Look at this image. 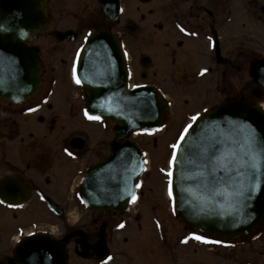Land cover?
Segmentation results:
<instances>
[{"label": "flooded vegetation", "instance_id": "1", "mask_svg": "<svg viewBox=\"0 0 264 264\" xmlns=\"http://www.w3.org/2000/svg\"><path fill=\"white\" fill-rule=\"evenodd\" d=\"M46 1L48 27L26 43L37 47L36 41L50 37L45 64L37 47L41 90L26 103L0 99V264H150L146 260L152 250L160 253L161 264H192L180 262L194 255L191 230L174 240L167 233L168 220L180 224L166 193L167 162L150 168L145 146L147 139L161 138L171 154L193 116L225 102L240 99L264 109V0H64L58 20L53 19L51 0ZM107 2L110 17L103 11ZM132 2L148 15L157 9L159 17L142 27L156 30L158 38L141 33L138 39V45L154 46L153 54L144 52L134 64ZM97 30L119 35L130 86L155 87L169 103L167 120L158 131L134 137L148 166L139 178L135 202L119 212L88 206L87 193L93 192L84 183L89 170L110 154L112 143L125 144L131 138L119 141L112 120L90 118L80 87L73 94L78 103L65 96V102L52 108L54 56L59 70L71 79L85 37ZM137 76L140 80L135 81ZM46 82L50 85L44 87ZM150 177L163 198L161 204L151 200L143 206L142 192L151 188L146 186ZM142 218L154 229L159 247L143 243ZM203 237L204 250L212 257L211 237ZM230 253L238 261L234 264H264V222L247 246Z\"/></svg>", "mask_w": 264, "mask_h": 264}, {"label": "water", "instance_id": "2", "mask_svg": "<svg viewBox=\"0 0 264 264\" xmlns=\"http://www.w3.org/2000/svg\"><path fill=\"white\" fill-rule=\"evenodd\" d=\"M107 7L108 2L103 11L110 17ZM47 14L46 0H0V98L6 102H26L41 87L39 52L26 42L44 34ZM74 71L90 115L113 119L117 138L156 129L166 119L167 105L156 90H127L117 35L102 30L89 34ZM183 137L170 174L180 216L204 233L229 238L250 234L264 218V112L234 100L197 117ZM111 152L88 175L97 209H121L144 169L134 144H114Z\"/></svg>", "mask_w": 264, "mask_h": 264}, {"label": "rangeland", "instance_id": "3", "mask_svg": "<svg viewBox=\"0 0 264 264\" xmlns=\"http://www.w3.org/2000/svg\"><path fill=\"white\" fill-rule=\"evenodd\" d=\"M64 0H51V6H52V14H53V19L54 20H58L59 18V14H60V4L61 2ZM51 8V7H50ZM154 9L157 8L156 5H154L153 7ZM131 12V20L133 22V26L135 28H137L135 31H132L131 36L129 37V40L131 41L130 44V48H132L131 51V62L132 64L135 63V61H137L138 58H140L144 52H146L145 54H149L152 55L153 51H151L152 49H154V46L151 45H147L146 47L143 45H138V39H140L139 35L141 33L143 34H150L152 36V39H157L158 38V32L156 30L153 29H143L142 27L143 25H145L147 22H156L159 17L157 12V9H155V13L153 15H148L147 14V9L144 8H136V4L134 2H132V6L130 9ZM144 18V20H143ZM50 40V37H45L42 38L38 41L35 42V45L42 51V64H45V55H46V49H47V44L48 41ZM57 49V55L60 54V50L61 47L58 46L56 47ZM154 56V55H153ZM155 57V56H154ZM156 58V57H155ZM48 59L46 58V61ZM53 65H55L57 68H55L54 70L57 71L55 73V77H54V86H55V90H54V94L52 96V102H56L55 104L53 103V110L57 107V102H65V96H69V100L71 102H76L78 103V100L76 98V95H73L76 93V91L74 89H76L75 85L72 84L71 80L67 77L64 76L62 71L59 70V62H58V58L56 56H54L53 60H52ZM157 73V72H155ZM63 75V76H62ZM67 77V78H66ZM45 78H47V76H45ZM158 79L159 78V74H158ZM136 80H140V78L137 76ZM47 82L44 84V87H47ZM50 85V84H49ZM48 85V86H49ZM179 109V106L177 105V110ZM135 140V139H133ZM139 140V139H137ZM146 149L148 150V158L150 160V168L152 167L153 169L157 166H165V161L166 158L168 156V150L166 152V148H165V142L164 140H162L161 138H157L154 142V140H150L147 139V145L145 146ZM160 158V159H158ZM147 187H150L149 189L143 190L142 195H143V206L145 204V202L147 201H151V200H155L157 201L159 204H161V199L163 198V192L161 193V190L158 189L157 187H154L153 185H151V177L147 180ZM143 214V213H142ZM163 214H165V211L163 209ZM145 215V214H143ZM139 221H135V226L134 228L137 229V225H138ZM142 223V230L139 231H143L144 235H143V243H146L147 248H151L153 246L159 247V244L157 242V239L155 237L154 234V229L151 228V225L149 223V221L144 218H142V220L140 221ZM175 222V221H174ZM167 233H169L170 238H172L174 240V238L177 235H182L185 232H187L188 229H185L182 221H180L179 225H176L175 223H172L171 221H167ZM175 236V237H174ZM191 246V245H190ZM214 250H219V252L221 251L220 248H213L211 251L212 257H209L207 255V252L204 250V246L203 245H198L197 243L194 244V255H190L187 258H180V262H187L189 261L192 264H234L236 261V259L234 258L233 255L235 254H231L230 251L229 253H225L223 254V258L224 260L221 261V257H216L214 255H216L218 252L214 251ZM183 253H186V251H184ZM159 252L152 250V254L148 255V259L146 260V262L150 263V264H161V260L159 258ZM228 254V255H227Z\"/></svg>", "mask_w": 264, "mask_h": 264}, {"label": "snow or ice", "instance_id": "4", "mask_svg": "<svg viewBox=\"0 0 264 264\" xmlns=\"http://www.w3.org/2000/svg\"><path fill=\"white\" fill-rule=\"evenodd\" d=\"M204 71H206V69H205ZM79 82H80V81L77 80V83H79ZM86 114H87V113H86ZM197 116H199V113H198L196 116H193L192 119H193V120H196V119H197ZM96 119H99V117H96ZM188 127H190V125H189ZM188 127L185 128V132H187ZM183 138H184V137H183V134H182V135H181V139H183ZM173 147L175 148L176 145H173ZM169 194L171 195V190L169 191ZM196 238H197V239H200V240H205V239H206V238L203 237V236H197Z\"/></svg>", "mask_w": 264, "mask_h": 264}]
</instances>
